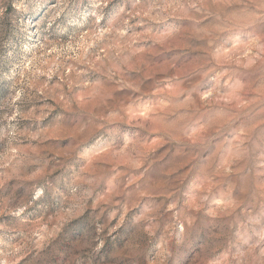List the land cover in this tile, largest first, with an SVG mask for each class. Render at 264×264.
<instances>
[{
    "label": "rangeland",
    "instance_id": "rangeland-1",
    "mask_svg": "<svg viewBox=\"0 0 264 264\" xmlns=\"http://www.w3.org/2000/svg\"><path fill=\"white\" fill-rule=\"evenodd\" d=\"M0 264H264V0H0Z\"/></svg>",
    "mask_w": 264,
    "mask_h": 264
}]
</instances>
